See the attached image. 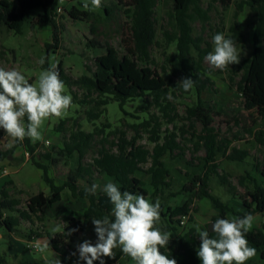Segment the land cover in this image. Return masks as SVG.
<instances>
[{
  "label": "trees",
  "instance_id": "trees-1",
  "mask_svg": "<svg viewBox=\"0 0 264 264\" xmlns=\"http://www.w3.org/2000/svg\"><path fill=\"white\" fill-rule=\"evenodd\" d=\"M63 1L76 2L79 5L82 3L81 0ZM221 1L226 8H229L231 0ZM173 3L174 32L169 34L168 44L177 43L180 63V68L173 70V73L179 80L182 77H190L195 81L194 87L185 92L186 94H191L193 91L197 93L198 105L189 108L188 112L190 119H195L203 124L202 135L194 144L193 153L197 155L203 148L205 156L186 159V150L181 149L176 134L162 136V125L157 116H152L150 120L143 122L140 126L147 130L150 128L151 122H155L151 133L154 135L153 142L156 144L152 151L138 145L135 138L130 142L127 141L125 134L122 133L117 144V153L103 147L98 152V157L89 164L84 163L85 157L91 150L97 132H102V130L95 128L90 133L82 130L73 132L69 137V142L65 143L63 148H55L54 152L57 153L58 158H54L49 153L32 156L34 166L43 172L42 180L49 188L48 194L40 192L32 196L27 201L26 209L20 210L17 208L19 201L10 196L7 187L0 190L1 228L13 234L17 232L16 228L21 221L32 222L34 217L43 220L41 216L45 209L60 203L66 190L74 200H88L89 206L82 216L65 217V232L72 228H76L78 231L67 238L64 234L46 233L50 248L66 258L68 260L66 264H71L77 255H72L73 252H76L71 246L75 237L88 232L93 217L102 218L105 215H111L113 206L101 189L107 182H112L122 192L142 194L152 203L159 200L161 219L157 223V227L171 233L168 246L160 249L162 254L174 258L177 264H201L196 255L200 244L197 230L190 228L183 233L184 226L181 222L183 217H187L188 221L193 222L192 213L195 200L206 198L214 204L219 210L214 221L220 218L243 217L248 213L254 217L257 215L264 217V158L254 160L253 167L257 175L245 171L238 178L239 186L245 190L240 198L244 210L235 211L211 191L210 181L214 178L231 197L238 196L236 187L230 182V175L227 172H221L222 159L236 164H244L251 157L250 151L254 146L253 142L246 140V136H254L255 143L264 146V131L253 133L252 130H243L236 132L233 135L234 139L244 141L239 148L231 147L232 142L228 140L219 141V135L211 128L213 118L205 115L210 105L201 99L202 93L215 86L211 78L207 76L208 70L203 65L209 51L202 49L193 37L192 24L199 19L203 23L207 22V13L202 9L201 0H173ZM121 4L124 5L122 1ZM157 4L158 0H129L125 3L131 9L127 10V14H131L132 19L130 31L128 35L124 34L126 37H123L120 43L126 51L125 55H121L117 48L107 47L106 54L95 58L94 70H90L88 67L91 76H73L64 69L63 61L57 66L59 78L68 87L74 101L78 100V95L72 89L76 87L83 91V98L77 103L89 106L86 114L90 122L95 123L102 118L107 112L106 106L110 102H117L125 112V105L138 97L147 100L149 106L146 109L156 106L164 117L171 120L170 123L174 121V117L171 116L174 107L167 98L169 95L168 82L157 69L153 68V63L150 60V49L156 39L155 9ZM59 8L60 0H17V4L9 0H0V30L1 26H5L8 31L20 34L30 11L41 9L42 13L34 19L33 23L35 25L50 24L54 28L53 43L45 45L47 57L43 68L47 69L50 54L60 49V40L64 31V26H60L56 21ZM104 9L107 16H110V9ZM8 13H11L9 20L6 19ZM67 15L71 20L85 22L90 21L93 17V13L81 11L76 6H73ZM239 16L251 17L253 21V51L250 56L242 59L240 68L242 78L240 82L233 84L245 99L246 109H260L264 118V0L237 1L235 17ZM230 34L227 38H231L235 45L246 44L247 37L238 21L230 27ZM90 45L94 46L93 43ZM4 52L0 49V58L5 55ZM54 53L57 54V52ZM163 69L166 71L165 68ZM25 120L27 123L26 117ZM68 121L67 119L62 120L56 130L64 132ZM163 139L165 141L161 143ZM19 147H24L30 154H34L36 151L31 139L26 137L9 151H0V162L13 155ZM177 151H179L178 154H176ZM75 156L76 165L69 172L66 181L63 184L57 183L50 176V169L61 157L73 159ZM174 164L184 165L185 172L174 167ZM80 181L85 183L84 186L79 184ZM94 183L100 185V189L95 195H86L85 189ZM184 195L187 198L183 205H171L173 199ZM7 212L15 216H9ZM246 239L249 246L256 249V255L246 261V264H264V224L261 228L251 229L247 232ZM114 251L116 252L115 259L105 257V264H120L127 259L128 256L124 255L120 249ZM4 263L6 261L0 257V264ZM94 264H99V261H94Z\"/></svg>",
  "mask_w": 264,
  "mask_h": 264
},
{
  "label": "rangeland",
  "instance_id": "rangeland-1",
  "mask_svg": "<svg viewBox=\"0 0 264 264\" xmlns=\"http://www.w3.org/2000/svg\"><path fill=\"white\" fill-rule=\"evenodd\" d=\"M17 4V0H9ZM121 1L124 5L121 4ZM129 0H102V7L93 8L90 0H81V5L78 3H68L63 1L60 3L61 13L57 12L56 21L60 26H64L62 39L60 40V49L50 54L49 65L51 62H56L57 66L61 61L64 63V69L75 77L83 75L91 76V71L94 70L95 58L106 54L107 47L117 48L121 55H125L126 51L121 47V41L130 31L132 24L131 14H127L128 8L125 3ZM240 0H231L229 8H226L221 0H201L202 9L207 13L208 20L203 23L202 20H197L193 25V37L199 43L202 49L211 52L213 50L212 38L217 33H223L227 38L230 34V27L238 21L240 27L245 33L247 40L243 46L236 44V48L240 53V63L229 65L225 70L212 68L206 60L204 67L208 70L207 76L211 78L215 84L213 89H208L201 95L204 102H208L210 108L205 112L213 118L211 128L219 135V141L225 140L232 142L231 147L239 148L244 141H236L233 135L236 132L243 130H252L253 133L264 131V118L260 109L247 110L245 107V99L239 93L235 84L240 82L242 78L241 61L244 57L251 55L253 51L252 35L254 31L253 21L245 16L235 17L236 2ZM85 3L89 4L88 8L83 7ZM173 0H158L155 9L156 21V39L150 49L151 61L153 68L157 69L163 75L169 85V96L172 98L168 102L173 105L172 117L174 121L163 116L156 106H150L143 97H138L134 101L128 102L124 110L120 108L117 102H110L107 106V112L95 121L90 122L87 119L86 110L88 105L77 103L82 100L83 91L78 88H73V92L77 93L78 100L74 101V97L70 93L68 87L65 86V94L72 96V105L67 114L62 118L52 117L44 122L39 131L42 135V140L32 143L35 146V153L27 156V149L19 147L13 155L0 162L2 169L0 170V190L7 187L10 196L19 201L20 210L27 207V201L34 195L44 192L49 193V188L44 184L41 176V170L36 168L32 162V156L38 154L49 153L54 158H58L55 148L60 149L64 144L69 142L71 133L82 130L90 133L98 128L102 132H97L96 137L91 145V150L88 151L84 163H92L98 157V152L105 147L106 150L113 153L118 152L117 144L122 133L125 134L126 140L131 141L137 139V144L144 147L146 150L152 151L155 147L153 142L154 135L151 133L155 126V122H151L150 128L147 130L140 127L141 124L150 120L152 116L160 118L162 125V136L176 134L177 142L181 149L186 150V159L204 157L205 150L200 149L199 153H193L194 144L198 142V137L202 135L203 124L195 119H190L189 108L198 105V95L195 91L191 94H186L179 88L177 82L178 77L173 73V70L180 68L179 52L177 43L168 44V36L174 32V12ZM73 6H76L81 11L93 13L90 21H75L71 20L67 12ZM110 9V16H107L105 9ZM42 13L41 9L31 10L23 30L20 34L8 31L5 26H1L0 30V49L5 51V55L0 58V67L7 69H18L32 83H35L39 73L44 70L43 65L38 62L41 58L46 61L47 50L46 43H53L51 29H54L50 24L35 25L34 19ZM10 14L6 15L9 20ZM40 33V36H38ZM93 43L94 46H91ZM166 71H164V69ZM233 81V82H232ZM235 83V84H233ZM149 101V99H148ZM69 120L64 128V132L59 133L56 130L57 125L62 120ZM25 124L26 120H25ZM5 134L0 129V151H9L7 140L2 136ZM246 140L253 142L251 148V157L244 164H236L226 159H222L221 172H227L230 175V182L236 187L238 196L231 197L226 190L221 187L217 179L210 181L211 191L222 202L229 204L235 211L244 210L241 196L245 190L238 184V178L245 171H249L254 175V160L264 158V146L255 143L254 136L247 135ZM46 141H50L49 147L42 146ZM163 139L161 141L164 142ZM179 151L176 152L178 154ZM76 156L73 159L61 157L59 161L50 169V176L57 183L63 184L71 169L76 165ZM3 164V165H2ZM181 171L185 172L184 165L174 164ZM8 172V176L1 177L3 171ZM81 186L84 182L80 181ZM240 195V196H239ZM187 196H179L172 200L171 205H183L186 202ZM88 200H74L69 191H64L63 200L54 207L46 208L42 214V219H33L32 222L21 221L16 228L17 232L10 234L4 228L0 227V257L6 263L4 264H45L44 257L52 260L54 255L60 259L61 264H66L68 260L57 254L52 248H49L45 253L37 251H29L27 245L30 241H49L46 233L51 235L64 234L65 232V217L82 216L88 207ZM193 222L188 221L182 232H187L190 228L204 230L209 228L210 223L214 222L218 216L219 210L214 204L206 198L195 200L193 204ZM9 216L10 212H7ZM264 224L262 215L255 216L251 229L261 228ZM84 240H90L93 244L97 240L94 231L92 220L86 234H80L75 237L74 243H71L72 249L76 250V246ZM77 253L71 264H82ZM120 264H135V261L130 257Z\"/></svg>",
  "mask_w": 264,
  "mask_h": 264
},
{
  "label": "clouds",
  "instance_id": "clouds-1",
  "mask_svg": "<svg viewBox=\"0 0 264 264\" xmlns=\"http://www.w3.org/2000/svg\"><path fill=\"white\" fill-rule=\"evenodd\" d=\"M63 3V0H60ZM93 8H100L102 0H90ZM83 7L88 8L85 3ZM213 50L205 56L206 62L214 69L225 70L229 65L240 63V53L231 38L217 33L212 38ZM40 65L45 63L41 58ZM195 81L190 77H182L178 86L184 92L194 87ZM169 99L172 97L169 96ZM72 105V96L65 94L64 82L59 78L57 63L51 62L42 70L35 83L29 80L18 69L0 67V129L11 148L26 137L33 142L42 140L39 129L52 117H64ZM25 117L27 124H25ZM50 143V142H49ZM100 185L92 184L85 189L86 195H95ZM109 198L111 215L92 218L97 236L93 244L84 240L76 246L79 260L84 264H105V257L115 259V249L135 261V264H177L174 258L162 254L160 249L168 246L171 233L157 227L160 221V202H150L142 194L121 191L115 183L107 182L101 189ZM255 217L248 213L243 217L216 219L209 229L197 228L200 239L196 255L201 264H246L256 255V249L249 246L246 233L253 226ZM76 228L64 232L70 237ZM36 250L45 253L49 241L35 244ZM45 264H61L54 255L52 260L44 257Z\"/></svg>",
  "mask_w": 264,
  "mask_h": 264
},
{
  "label": "built area",
  "instance_id": "built-area-1",
  "mask_svg": "<svg viewBox=\"0 0 264 264\" xmlns=\"http://www.w3.org/2000/svg\"><path fill=\"white\" fill-rule=\"evenodd\" d=\"M57 12L59 13H61L62 11H61V9L59 8L58 10H57ZM1 131L3 132V130L1 129ZM4 133V132H3ZM3 138H4V136H2ZM50 141H46L45 143H43L42 144V146H44V147H49L50 145H51V142L49 143ZM29 154L30 153H27V156L29 157ZM3 175L4 176H8V172L6 171V170H4L3 171ZM181 222H182V225L183 226H185L186 225V223L188 222V218L187 217H183L182 219H181ZM37 243V241H30L29 243H28V245H27V249L29 250V251H37L36 250V248H35V244Z\"/></svg>",
  "mask_w": 264,
  "mask_h": 264
},
{
  "label": "crops",
  "instance_id": "crops-1",
  "mask_svg": "<svg viewBox=\"0 0 264 264\" xmlns=\"http://www.w3.org/2000/svg\"><path fill=\"white\" fill-rule=\"evenodd\" d=\"M53 31H54V29H51V35L53 34ZM38 36H40V33H39ZM58 132H59V131H58ZM59 133H61V132H59ZM61 134H62V133H61ZM4 140H6V139H4ZM2 163H3V162H2ZM2 165H3V164H2ZM1 169H2V166H0V170H1ZM42 175H43V172L41 171V176H42ZM1 177L3 178V177H6V176L2 175ZM88 206H89V204H88ZM87 208H88V207H87ZM87 208H86V209H87Z\"/></svg>",
  "mask_w": 264,
  "mask_h": 264
},
{
  "label": "water",
  "instance_id": "water-1",
  "mask_svg": "<svg viewBox=\"0 0 264 264\" xmlns=\"http://www.w3.org/2000/svg\"><path fill=\"white\" fill-rule=\"evenodd\" d=\"M209 230H210V232H211V225L209 226Z\"/></svg>",
  "mask_w": 264,
  "mask_h": 264
}]
</instances>
